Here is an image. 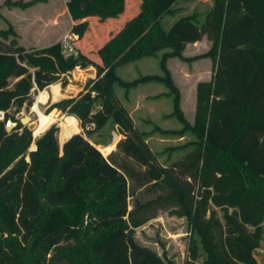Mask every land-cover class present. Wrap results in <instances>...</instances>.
I'll list each match as a JSON object with an SVG mask.
<instances>
[{
	"label": "trees",
	"instance_id": "16d2710c",
	"mask_svg": "<svg viewBox=\"0 0 264 264\" xmlns=\"http://www.w3.org/2000/svg\"><path fill=\"white\" fill-rule=\"evenodd\" d=\"M141 1L140 12L98 48L99 61L80 49L67 58L60 43L28 49L13 24L0 29V110L5 111L0 119V264L65 263L63 244L89 233L81 264H173L135 237L138 227L165 209L190 223L184 264H258L264 222V0H214L204 18L197 12L184 15L169 30L160 18L178 0ZM7 3L24 8L33 2ZM67 5L75 19L72 31L82 38L87 16H119L126 0H67ZM204 36L211 48L186 56V46ZM161 50L162 74L126 80L117 73L121 63ZM205 56L216 60V70L211 80L197 85L192 122L168 60ZM78 65L94 66L96 76L79 97L53 106L76 116L88 136L112 118L123 135L116 149L105 156L83 133L60 146L57 124L36 138L21 123L6 130L8 119L33 105V90L59 82L65 86L61 75ZM150 81L168 87L172 114L182 123L158 130L194 136L168 147L190 150L167 165L115 91L116 85L128 91Z\"/></svg>",
	"mask_w": 264,
	"mask_h": 264
},
{
	"label": "rangeland",
	"instance_id": "374dc122",
	"mask_svg": "<svg viewBox=\"0 0 264 264\" xmlns=\"http://www.w3.org/2000/svg\"><path fill=\"white\" fill-rule=\"evenodd\" d=\"M8 1L33 3L22 8L12 6L7 3ZM213 2L214 0H178L173 10L160 18V24L165 30H169L182 16L194 12L201 13L202 18H204L206 12L213 6ZM141 4V0H126L125 11L116 17L101 19L98 15L87 16L85 19L89 21V28L84 36L76 41L78 48L93 59L99 61L98 48L111 36L118 34L125 27L126 23L140 12ZM10 23L13 24L19 33L18 41L21 45L28 49H39L54 43H59L64 34L69 32L73 33L72 27L75 19L70 13L67 0H0V29L8 28ZM211 46L212 41L207 36H204L195 43H189L185 48L184 54L189 57L201 55L207 52ZM164 51L161 50L156 55H145L138 59L121 63L117 67V73L126 80H133L146 74H162L161 59ZM168 66L173 69L174 76L182 85V88H180L182 108L187 118L193 122L197 94V89L194 87V84L198 78H205L207 80L213 78L216 70V60L212 57L205 56L187 62L174 57L169 59ZM188 67L192 70V77L186 76ZM31 71H34V68H31ZM95 76L96 68L94 66L75 67L60 77L61 81H66L65 86H62L59 82L65 96L54 99L50 92L51 96L47 103L40 105L42 112L46 114H50L51 112L56 113L55 120L45 130L53 124L59 126L58 137L60 146L73 134L83 133L90 141L95 142L97 146L109 144L104 147L114 150L116 149L118 141L123 137L118 125L114 123L112 118L107 121L105 126L94 129L88 136L76 116L70 115L58 107L53 106L54 103L62 99L79 97L81 92L84 91L88 80ZM15 80V78H11L10 83L13 84ZM57 84L54 83L51 86ZM136 88H132L131 92L133 93V91L138 90L137 95L139 94L143 103L135 111H132L133 108L130 105L132 98H125L126 89L116 85L115 91L120 102L126 105L129 113L132 111L130 115L137 127L141 131L148 133L146 141L153 151L158 154L160 161L166 165L170 164L184 156L190 150V147L173 150L168 149V147L187 143L194 136L189 132L184 137H176L165 135L158 130L157 126L164 129H177L182 127V123L172 114L174 110L173 96L168 94L169 90L165 84L159 81H150L141 83ZM38 93L40 91L33 90V105ZM33 105L30 108L24 106L15 114L16 119L14 121L18 123L16 126L18 127L21 118L26 115L30 116L31 120L26 125H21L31 129L33 137L36 138L45 130L39 133V135L34 134L39 116L33 110ZM13 111L14 108L11 109V112ZM68 116H74L76 118V126L72 127L68 125L66 121ZM91 127L89 126V128ZM33 144L35 142L32 143L31 148H33ZM100 151L105 156L109 154H105L101 149ZM215 208L218 216L223 218L222 210L219 207ZM91 235L93 234L89 233L88 236L82 237L75 242L63 244V255L61 259L63 258L64 260L62 261L65 263L58 262L56 264H81L88 243L87 237ZM190 235L191 226L187 217L180 216L172 212L171 209L160 210L157 217L138 227L135 233L138 243L150 247L162 257L166 256L173 264L185 263L188 255L187 247ZM255 253L258 264H264V222L261 244ZM51 256H53V253L49 255V257Z\"/></svg>",
	"mask_w": 264,
	"mask_h": 264
},
{
	"label": "crops",
	"instance_id": "0c3cea01",
	"mask_svg": "<svg viewBox=\"0 0 264 264\" xmlns=\"http://www.w3.org/2000/svg\"><path fill=\"white\" fill-rule=\"evenodd\" d=\"M169 61V60H168ZM171 69V68H170ZM171 71H172V74H173V77H174V79H175V81L177 82V84L179 85V87L180 88H182V85L179 83V81L177 80V78L174 76V71H173V69H171ZM186 76L188 77H192V70H190V68L188 67V70H187V74H186ZM200 81H208L207 79H205V78H198L197 80H196V83L194 84V87L197 89V85H198V83L200 82ZM53 89H52V88ZM138 87V86H137ZM133 88H135V89H137L136 87H133ZM132 89V88H131ZM131 89H129L128 91H126V93H125V98H132L131 99V101H130V105H131V107L133 108L132 109V111H135V110H137V109H139L141 106H142V103H143V100H141L140 99V97H139V94L137 95V92H138V90H135V91H133V93L131 92ZM43 92H45L46 93V99L45 100H43V101H40V102H38V107H39V109H40V105L41 104H46L47 103V101H48V99H49V97L52 95V98H54V99H58V98H62V96H65V94L63 93V90H62V87H61V85L58 83L57 85H50V86H48L47 88H45V90L43 91ZM50 92H51V95H50ZM61 96V97H60ZM127 96V97H126ZM53 99V100H54ZM123 104V103H122ZM125 107H126V105L125 104H123ZM127 108V107H126ZM41 110V109H40ZM195 110H196V108H195ZM132 111L130 112V113H132ZM196 112V111H195ZM68 117H73L74 119H75V122L77 123V121H76V118L74 117V116H68ZM67 117V118H68ZM66 118V119H67ZM68 139V138H67ZM101 145H103V146H106V145H109V144H101ZM113 150L111 149V152H112Z\"/></svg>",
	"mask_w": 264,
	"mask_h": 264
},
{
	"label": "bare ground",
	"instance_id": "6f19581e",
	"mask_svg": "<svg viewBox=\"0 0 264 264\" xmlns=\"http://www.w3.org/2000/svg\"><path fill=\"white\" fill-rule=\"evenodd\" d=\"M46 99V94L45 92L41 91L38 93V96H36V100L33 105V110L37 112L39 118L37 122V126L35 127V135H39L42 131L45 130L54 120H55V112H51L50 114H46L42 112L39 107H38V102L43 101ZM67 123L70 126H76L75 119L73 117H68L67 118ZM99 149H101L105 154L110 153L111 150L110 148L104 147V146H97ZM36 148L35 144H33V148Z\"/></svg>",
	"mask_w": 264,
	"mask_h": 264
},
{
	"label": "built area",
	"instance_id": "2783aa9c",
	"mask_svg": "<svg viewBox=\"0 0 264 264\" xmlns=\"http://www.w3.org/2000/svg\"><path fill=\"white\" fill-rule=\"evenodd\" d=\"M79 36L76 33H66L60 39L62 54L65 57L77 56L79 54V48L77 46L76 41ZM76 68H80V66H76ZM5 118V111L0 110V119Z\"/></svg>",
	"mask_w": 264,
	"mask_h": 264
},
{
	"label": "water",
	"instance_id": "95a60500",
	"mask_svg": "<svg viewBox=\"0 0 264 264\" xmlns=\"http://www.w3.org/2000/svg\"><path fill=\"white\" fill-rule=\"evenodd\" d=\"M30 120H31V117L26 115L25 117L21 118L20 123L23 125H26ZM17 124L18 123L16 121H13L12 119H8L7 124H6V130L8 132H11L17 126Z\"/></svg>",
	"mask_w": 264,
	"mask_h": 264
}]
</instances>
